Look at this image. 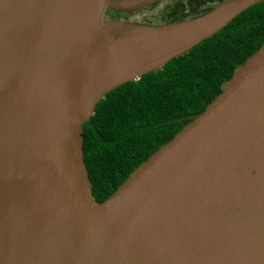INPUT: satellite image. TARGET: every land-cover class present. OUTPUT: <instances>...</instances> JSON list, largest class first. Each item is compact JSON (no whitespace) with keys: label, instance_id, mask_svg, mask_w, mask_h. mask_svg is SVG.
<instances>
[{"label":"water","instance_id":"95a60500","mask_svg":"<svg viewBox=\"0 0 264 264\" xmlns=\"http://www.w3.org/2000/svg\"><path fill=\"white\" fill-rule=\"evenodd\" d=\"M157 0H0V264H264V41L97 201L83 127L106 93L262 0L132 22Z\"/></svg>","mask_w":264,"mask_h":264},{"label":"trees","instance_id":"16d2710c","mask_svg":"<svg viewBox=\"0 0 264 264\" xmlns=\"http://www.w3.org/2000/svg\"><path fill=\"white\" fill-rule=\"evenodd\" d=\"M204 1L221 0L171 1L164 6L162 22L204 12L210 5L202 6ZM106 13L125 18L133 12L108 9ZM263 41L264 0L161 69L106 93L82 123L84 161L96 200L107 198L138 164L202 112L235 67Z\"/></svg>","mask_w":264,"mask_h":264},{"label":"rangeland","instance_id":"374dc122","mask_svg":"<svg viewBox=\"0 0 264 264\" xmlns=\"http://www.w3.org/2000/svg\"><path fill=\"white\" fill-rule=\"evenodd\" d=\"M171 1L174 0H159L154 5L139 9L138 11L133 12L131 15L128 14V16L124 19L132 22H148L154 24L161 23L164 6Z\"/></svg>","mask_w":264,"mask_h":264},{"label":"flooded vegetation","instance_id":"af4514ba","mask_svg":"<svg viewBox=\"0 0 264 264\" xmlns=\"http://www.w3.org/2000/svg\"><path fill=\"white\" fill-rule=\"evenodd\" d=\"M159 0H157L156 2H154L152 5H154L155 3H157ZM209 4H211V3H207V2H202V6H206L207 7V5H209ZM194 13H196V12H193V13H191L190 15H192V14H194ZM142 23H148V22H142Z\"/></svg>","mask_w":264,"mask_h":264}]
</instances>
